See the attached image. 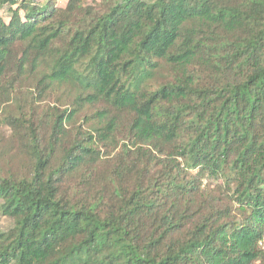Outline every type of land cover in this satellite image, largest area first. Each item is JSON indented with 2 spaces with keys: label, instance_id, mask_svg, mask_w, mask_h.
Segmentation results:
<instances>
[{
  "label": "trees",
  "instance_id": "obj_1",
  "mask_svg": "<svg viewBox=\"0 0 264 264\" xmlns=\"http://www.w3.org/2000/svg\"><path fill=\"white\" fill-rule=\"evenodd\" d=\"M264 0H0V264H264Z\"/></svg>",
  "mask_w": 264,
  "mask_h": 264
},
{
  "label": "built area",
  "instance_id": "obj_2",
  "mask_svg": "<svg viewBox=\"0 0 264 264\" xmlns=\"http://www.w3.org/2000/svg\"><path fill=\"white\" fill-rule=\"evenodd\" d=\"M263 245H264V237H263V241H262Z\"/></svg>",
  "mask_w": 264,
  "mask_h": 264
}]
</instances>
